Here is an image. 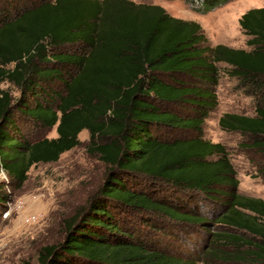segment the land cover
<instances>
[{"label":"trees","instance_id":"trees-1","mask_svg":"<svg viewBox=\"0 0 264 264\" xmlns=\"http://www.w3.org/2000/svg\"><path fill=\"white\" fill-rule=\"evenodd\" d=\"M182 1L207 15L235 0ZM240 27L250 50L210 47L199 22L157 4L0 0V172L23 185L33 166L78 147L84 131L90 152L109 166L65 240L42 249L40 264H194L157 244L158 235L192 228L206 235L208 257L264 264V200L239 193L228 148L203 135L224 64L256 112L225 114L219 127L264 153V9L246 12ZM56 81L62 92L51 90ZM5 83L19 89L18 100ZM177 104L192 115L167 108ZM20 117L56 127L58 137L30 141ZM163 130L197 135L171 139ZM5 188L0 183V210ZM145 226L154 239L143 237Z\"/></svg>","mask_w":264,"mask_h":264},{"label":"rangeland","instance_id":"rangeland-1","mask_svg":"<svg viewBox=\"0 0 264 264\" xmlns=\"http://www.w3.org/2000/svg\"><path fill=\"white\" fill-rule=\"evenodd\" d=\"M132 1L157 4L172 17L199 22L210 47L224 45L246 51L251 49L247 44L250 38L245 36L240 27L241 17L249 10L264 9V0H235L207 15H201L182 0ZM69 49L74 51L77 48ZM218 66L221 70L220 83L216 89L218 105L204 122V138L228 148L240 180L239 193L245 197L264 200V153L245 150L242 145L248 143L246 137L239 133L225 132L219 127V120L225 114L254 116L255 100L245 93L236 79L225 73L224 64ZM1 89L10 92L17 100L21 97L16 86L5 83ZM63 89V84L59 81L51 85L53 91L62 92ZM167 108L183 116L192 115L183 105ZM19 127L32 142L58 137L56 127L52 130L44 129L23 117H20ZM163 132L164 136L171 139L178 136L192 138L197 135L182 131ZM79 139L81 144L63 154L57 162L33 166L23 185L11 183L6 172H0V183L6 184L5 192L9 195L6 206L0 210V264H40L42 249L65 240L66 225L88 207L91 198L104 185L109 166L98 155L90 152L89 132L81 133ZM7 211L10 216L5 218L4 213ZM32 215L39 216L37 222H27V218ZM199 229L180 230L181 232L163 237L158 235L157 244L162 250L194 264H229L206 255V235ZM141 230L144 238L154 239V233L146 226Z\"/></svg>","mask_w":264,"mask_h":264},{"label":"built area","instance_id":"built-area-1","mask_svg":"<svg viewBox=\"0 0 264 264\" xmlns=\"http://www.w3.org/2000/svg\"><path fill=\"white\" fill-rule=\"evenodd\" d=\"M10 216V212H5L4 213V217L5 218H8ZM38 215H32V216H29L28 218H27V222H30V223H35V222H37V219H38Z\"/></svg>","mask_w":264,"mask_h":264}]
</instances>
